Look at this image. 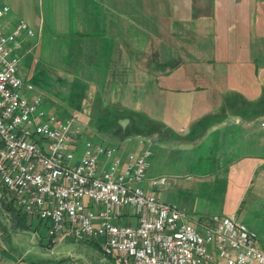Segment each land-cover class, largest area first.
Returning a JSON list of instances; mask_svg holds the SVG:
<instances>
[{
	"label": "built area",
	"instance_id": "built-area-1",
	"mask_svg": "<svg viewBox=\"0 0 264 264\" xmlns=\"http://www.w3.org/2000/svg\"><path fill=\"white\" fill-rule=\"evenodd\" d=\"M35 33L0 6V184L52 241H98L116 264H264L257 234L232 216L192 218L141 183L153 152L83 141L80 126L48 112L17 75L19 52ZM151 186L166 182L150 178Z\"/></svg>",
	"mask_w": 264,
	"mask_h": 264
},
{
	"label": "rangeland",
	"instance_id": "rangeland-1",
	"mask_svg": "<svg viewBox=\"0 0 264 264\" xmlns=\"http://www.w3.org/2000/svg\"><path fill=\"white\" fill-rule=\"evenodd\" d=\"M218 1L222 3L218 5L217 2V5H215L214 0H211L208 11L204 10L201 6V13L199 15L196 14V11H193L197 10L192 6L193 1L185 0L183 9L181 4L180 6H176L173 3L175 7H181L185 11L184 14H173L174 10L171 4L162 1L164 3L163 6L169 8L168 15L137 16L138 22L144 18L147 21L151 20L153 29V33L150 34L149 39H147L148 35L145 39L147 42L153 41L151 47V51L153 52L152 62L138 63V67L147 68V70L153 69V71L158 72L162 70L161 68L164 69L163 65L158 64L161 62L158 60H163L165 57L169 59L174 57V59L169 60V63L166 64L168 69L180 64L188 74H191L198 67L200 68V58L207 55V57L217 58L218 63L214 64L215 71L220 66H226V68L228 67L229 70H233L234 72H240L238 70L250 72L253 69L261 73L264 69V42L259 41V47V45H256L257 42L253 43L248 40L242 49H234L230 40L233 35L237 34L239 29L248 28L253 23L255 29L259 28L264 31V5L258 1L260 3L256 7L258 11L253 13L251 10L254 9L253 3L255 0H241L236 6H234L235 0ZM207 2V0H202L201 4ZM39 4V0H0V6L7 5L9 7V15L13 18H21L20 11L22 13V7H24L25 11L33 9L36 11L39 9ZM138 4H140V1H138ZM210 18H213V21L215 19L217 22V33H225V36L220 41L213 42L210 46H206L205 39L199 41V45L194 43L192 36L188 37L191 27L193 25H203L206 27L204 23L209 21ZM182 26L185 27L184 33L176 31L178 27ZM33 31L35 35L28 39V45H24L18 54L17 75L23 81L33 84L35 93L42 98L41 105L48 112L63 118H72L78 122L80 131L76 137L77 150L74 151L76 160L83 153V141L89 137L94 143L118 145L124 153L128 151L139 153L141 150L149 148L153 152V155L148 158L150 166L145 171V181L141 183L145 191L154 193L164 201L170 200L178 203L183 207V210L195 219L205 218L211 212L217 211L218 205H222L224 202V185L219 182L214 183L211 182L212 180L203 179L210 177V175H203L204 173L202 172L212 171L208 166L201 168V161L204 159L205 151L203 149L199 151L198 148H195L194 144L187 138L188 133H184L180 129V127L184 126L189 127L187 126L189 121L186 119L187 116H190L189 112L198 111L194 110V101L188 103L189 98L184 96L178 98L174 93L169 94L164 90L156 91L154 90V88H157L156 84L153 86L149 85L150 87L146 88L142 87L140 85H143L145 82L140 77L143 74L138 73L132 79H121L118 82L111 80V82H116L121 87H119L118 93L115 96L120 105L113 104L116 100L111 95H106L110 94V91H107L106 87L103 90L105 95L98 93L99 90L96 85L98 84L99 86L102 81L97 78V72L94 79L84 81L80 77L83 63L87 59L80 56L79 50L83 48L80 42L69 39L66 33L60 32L57 29L53 32L49 31L50 33H43L42 35L37 34L35 29ZM152 34L154 35L151 36ZM242 34L246 36L247 32L242 31ZM155 35L165 41L167 45L165 43V45L158 44L160 40ZM140 37L141 33L138 32L137 39L139 40ZM30 47L31 49H29ZM256 49L259 58H257L255 63H251V55H248V52L250 51L251 54L252 52L255 54ZM156 55L158 56L156 57ZM223 57L224 59H222ZM94 67L97 68V64ZM227 75L235 78L242 76V74L234 73ZM260 76L259 80H245L238 77L235 82L241 85L242 88L250 89L258 84L260 85L262 79H264V71ZM155 82L156 80L154 79L149 83ZM81 85H85L86 87L81 88ZM127 85H130L131 95L123 96L126 93L125 88ZM160 87H162V82H160ZM231 93L233 95L238 94L235 90ZM88 98L93 100H87ZM124 100H128L127 102L131 101L133 104L128 105L127 103L125 106H121L122 103H125ZM238 103L241 102H238L235 97L231 98L230 103L226 104L224 111L218 110L216 112V117L234 113L235 111L238 112ZM262 106L264 109V105ZM131 108H147L148 111L151 110L155 116L163 120L168 115L170 119H173L171 125H175L170 127V129L180 137H160L159 134L153 133L146 136L131 134L123 138V135L130 133V131H137L139 128L132 124L129 119V121H125L123 118H120V124V120L117 122L116 118L112 114H109V111L129 112ZM117 123L123 128L126 127L125 132L116 128ZM136 125L138 126V122H136ZM164 133L166 135V132ZM111 135L118 137L111 138ZM161 176L166 178L165 183L147 188L145 183L148 179ZM1 190L2 186L0 185V193H2ZM3 195L9 198L4 193ZM232 195L236 196L235 189ZM228 201L231 204L234 200L228 197L226 204ZM256 204L255 201H252L250 198L248 200L246 197L244 205L239 208L236 218L257 234L259 243L264 248V208L261 207L264 201L258 206ZM1 213L0 210V215ZM35 223L40 225L39 233H37L42 243L41 249L43 248L40 250L42 259L55 258L62 252L63 254H67L69 251L76 252L79 248L82 249V254L85 255H101L99 248L90 245L96 244L100 246L98 241L93 239L81 241L68 239L62 242H51V240L52 246H49V237L44 221L38 218L35 220ZM27 239V235L23 236L24 243H26ZM27 244L22 245V247L26 248ZM18 250H20V245ZM28 256L35 257L32 253Z\"/></svg>",
	"mask_w": 264,
	"mask_h": 264
},
{
	"label": "crops",
	"instance_id": "crops-1",
	"mask_svg": "<svg viewBox=\"0 0 264 264\" xmlns=\"http://www.w3.org/2000/svg\"><path fill=\"white\" fill-rule=\"evenodd\" d=\"M138 1H140V4H138ZM162 1L171 4L174 10L173 14H184L185 11L182 9L185 0H39V9L36 11L34 9L25 11L22 7L20 19L25 20L37 31V34L42 35L57 29L66 33L69 39L80 42L81 47L83 45V48L79 50L80 56L87 58L83 63L80 77L84 81L94 79L97 72V78L102 81L99 86L96 85L99 90L98 93L105 95L103 90L106 87L107 91H110V94L106 95H111L116 100L113 104L120 105L116 99L117 97H115L120 85L111 82V80L118 82L121 79H132L138 73L143 74L140 79L145 82L140 86L146 88L156 84L157 88H154L156 91L164 90L169 94L174 93L178 98L184 96L189 98L188 103L194 101V110L198 111H190V116L186 117L189 121L187 124L189 127L184 126L180 129L184 133L190 134L191 129L197 128L193 134L194 136L188 139L199 151L201 149L205 151L201 168L208 166L212 169L210 172H202L203 175H210V177L203 179L224 185V202L222 205H218L217 211L210 214L232 216L237 219L239 208L243 207L246 197L248 200L250 198L255 201L257 206L264 201V109L262 108L263 104L260 108L258 107V100L264 95V79H262L260 85L258 84L250 89L242 88L235 81L238 77L245 80H259L264 69L261 73L253 69L250 72H241V70H238L240 72H234L226 66H220L215 71L214 64L218 63L217 58L207 57V55L200 58V68L198 67V71L196 70L191 74H188L180 64L168 69L166 64L169 63V60L174 59L173 56L172 59L165 57L163 60H158L161 61L158 64L164 66V69L161 68L162 70L158 72L153 71V69L147 70V68L138 67V63L152 62L153 52L151 47L153 41L147 42L145 39L147 35V39H149L153 29L151 20L147 21L144 18L138 22L137 16L168 15L169 8L163 6ZM192 1L193 8L197 9L193 11H196V14L199 15L201 6L208 11L211 0H207L208 2L205 4H201L202 0ZM239 1L241 0H235L234 6L238 5ZM258 1L264 5V0H255L253 3L254 9L251 12L258 11L256 9L260 5ZM214 2L215 5H217V2L218 5L222 3L218 0H214ZM173 3L176 6L181 4L182 9L181 7H175ZM216 23L215 19L213 21V18H210L209 21L204 23L206 27L193 25L188 37L192 36L194 43L198 45L199 41L205 39L206 46H210L213 42H218V36H222V34L217 33ZM248 28L253 29V25H249ZM176 31L184 33L185 27H178ZM257 31L259 30L257 29ZM138 32L141 33L139 40L137 39ZM155 36L160 40L158 44H166L160 37ZM259 39L257 46L259 45ZM262 39L261 41L264 42V38ZM25 45H28V43ZM251 58L250 62L255 63L259 56L256 55L255 58ZM95 64H97V68L94 67ZM233 73L242 74V76L235 78L227 75ZM154 79L156 80L155 83H149ZM160 82H162V87H160ZM87 83L89 84V82ZM129 87L130 85L126 86V93L123 96L131 95ZM233 90L238 94L233 95L231 93ZM233 97L238 102L244 103L245 106H240L241 111L244 112L228 113L221 118H217L216 112L218 110L224 111L226 104L230 103ZM127 101L124 100L125 103H122L121 106H125L127 103L128 105L133 104V102ZM250 102L251 106H249ZM255 102L256 105H254ZM241 103L238 104L241 105ZM219 107L221 108L219 109ZM131 110L145 113L152 119L160 120L166 127L175 126L171 125L173 119H170L168 115L163 120L155 116L151 110L148 111L147 108H131ZM203 118L206 119L203 120ZM124 120L129 121L128 119ZM145 185L147 188L151 187L148 182ZM234 189L236 196L232 195ZM1 191L0 264L117 263L114 256L104 254L100 246L96 244L90 245L99 248L100 256L82 254V249L79 248L76 252L69 251L67 254L62 252L55 258L42 259L40 250L43 248L41 249L42 243L38 235L40 225L35 223L38 218L29 217L15 206L11 193L3 186ZM3 193L9 198L4 196ZM228 197L234 200L231 204H229V201L226 204ZM167 202L183 208L178 203L170 200ZM261 207L264 208V204ZM44 223L46 229L47 223L45 221ZM40 224L42 223L40 222ZM26 235L28 239L24 243L23 236ZM48 241L49 246H52L51 242H57L51 241L50 238ZM24 244H27L26 248L22 247ZM19 245L20 250H18ZM30 253L35 257L28 256Z\"/></svg>",
	"mask_w": 264,
	"mask_h": 264
},
{
	"label": "trees",
	"instance_id": "trees-1",
	"mask_svg": "<svg viewBox=\"0 0 264 264\" xmlns=\"http://www.w3.org/2000/svg\"><path fill=\"white\" fill-rule=\"evenodd\" d=\"M254 26L255 25L253 23V29L241 28L237 31V34H235L231 37L230 42L233 44L234 49H242L244 47L245 43L248 42V40H250L253 43L258 42V38H260L259 41L263 40L262 38H264V31L262 29L260 30L259 28L255 29ZM257 29L259 31H257ZM242 31L247 32V35L244 36L242 34ZM223 36H225V33H222V36H218V41H220ZM248 53L251 56L255 57L257 55V49H256L255 54L253 52L251 54L250 51ZM69 79H71V78H69ZM71 85H72V83H71ZM84 86L81 85V88H84ZM87 100H93V99L88 98ZM258 103H259V107L261 104L264 105V95L258 100ZM254 105H256V102L254 103ZM240 106H245V105H244V103H241V105L239 104L237 111L238 112H244V111H241ZM249 106H251V102H250ZM125 112H127V111H124V112H120V111L110 112L109 111V114H112L116 118L117 122H118V120H120V118L129 119L132 122V124H134L137 128H139V130H137V131H133V132L130 131V133L123 135V138L128 136V135H131V134H140V135L146 136V135H151L153 133L159 134L160 137H163V136H169L172 138H179L180 137V136L176 135L172 131V129H170L169 127H166L160 120L152 119V118L148 117V115H146L145 113L136 112L134 110H131L127 113H125ZM221 117L222 116H219L217 118H221ZM205 119L206 118H203V120H205ZM136 122H138V126L136 125ZM116 128L118 130L120 129V131H124V132L126 130V127H124L125 128L124 129L123 127H121V125L119 123H117ZM193 129L190 130V134L187 135L188 136L187 138H192L194 136L193 134H194L195 130H197V128H195L194 130ZM124 132H123V134H124ZM164 132H166V135ZM110 137L112 138V137H118V136H112L111 135Z\"/></svg>",
	"mask_w": 264,
	"mask_h": 264
}]
</instances>
